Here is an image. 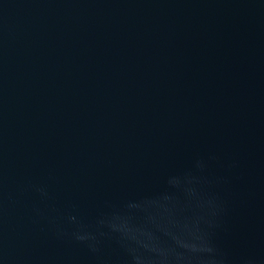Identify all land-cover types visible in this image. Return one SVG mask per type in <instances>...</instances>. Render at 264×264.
<instances>
[{"label":"water","instance_id":"1","mask_svg":"<svg viewBox=\"0 0 264 264\" xmlns=\"http://www.w3.org/2000/svg\"><path fill=\"white\" fill-rule=\"evenodd\" d=\"M0 264H264V0H0Z\"/></svg>","mask_w":264,"mask_h":264}]
</instances>
